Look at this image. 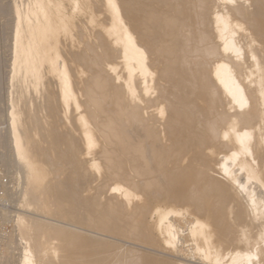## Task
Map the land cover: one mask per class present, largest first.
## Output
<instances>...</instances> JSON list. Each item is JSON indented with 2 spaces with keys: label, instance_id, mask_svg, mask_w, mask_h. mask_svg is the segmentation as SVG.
Returning <instances> with one entry per match:
<instances>
[{
  "label": "bare ground",
  "instance_id": "6f19581e",
  "mask_svg": "<svg viewBox=\"0 0 264 264\" xmlns=\"http://www.w3.org/2000/svg\"><path fill=\"white\" fill-rule=\"evenodd\" d=\"M35 1L13 76L43 86L53 126L43 146L37 114L10 108L23 202L88 234L19 214L18 264H187L181 215L195 263L264 264V0H81L79 51L63 0ZM71 108L73 136L54 127Z\"/></svg>",
  "mask_w": 264,
  "mask_h": 264
},
{
  "label": "rangeland",
  "instance_id": "374dc122",
  "mask_svg": "<svg viewBox=\"0 0 264 264\" xmlns=\"http://www.w3.org/2000/svg\"><path fill=\"white\" fill-rule=\"evenodd\" d=\"M59 1H61V0H59ZM65 1L67 2V0H65ZM65 1L63 0V2H61V3H63V5H62L63 7L62 8L65 11V12L64 11L63 12L65 14H67V15H70L71 17L74 16V17H72V21H73L72 23H73L74 30H75V31L73 30L74 31L73 32V37L74 38L72 39L73 41H72L71 45L69 44V46L73 47V50L79 51L81 47H82L81 50H83L84 43L85 44H87L88 42L89 43H93L94 40H95V38H93L94 37L93 33L95 32L94 30L96 29L95 23H90V22H88L87 18L85 19V17H87V15H86L87 13H85V10L83 9L84 5H82V1L81 0H77V2H76V0L73 1V2H76V5L78 7L73 4L72 0H68V1H71V3L67 2L70 7L66 3H64ZM30 6H32V7L30 8ZM35 6H36V1L35 0H0V175L8 177L9 180H10V186H9L8 189L2 191V188H0V195H1V198H2V202H4L6 204L5 206L1 205L2 207L0 208V211H1L2 215H3V217L6 218L7 220H9L10 223H11V232H10L11 235L9 236V238H8L9 240H7V242H6L5 246H4V250H6V251H3V253H2L3 255H2L1 259H0V264H3V263L4 264H18L19 263V260H20V257H21L20 253L22 254L21 250H22V245H23L21 243V241L19 240L20 237L18 235V228L15 225L16 224L17 215H19V214L20 215L23 214L25 216L26 215L27 216H31L33 218L37 217L38 219H40L42 221L46 220V222L49 221L48 223L51 222V224L55 223V225L58 224V225H61L62 227L64 226V228H67L68 231H69V228H70V229H72V230H70V232H72V233L75 232V231H73V229L76 230V231H79V232L82 230L84 232L83 229H80L79 224L77 222L73 221L71 219V216H69V215H65V218H63V217H60V218L59 217H57V218H53V217L45 218L44 216L41 215V213H37L36 211L31 209V207L30 208L27 207L26 204L23 202V192H24V188H25V172H24L25 169H24L22 163H20L18 158H17L16 152L14 151L15 149L13 148L14 145L11 144V143H13V136H12V125H11V117H10V111L11 110H10V108L12 107V104L14 103V101L16 103L17 99L18 100L20 99L17 102L18 104L16 103L17 106H16L15 103L13 104V105H15L13 107H15V108L17 107L16 111L19 110L18 112H20L23 108L27 107L28 109L30 108L29 110L31 112L33 111L32 114H34V113L37 114V116H38V118L40 120V124H42L41 125V127H42L41 134L42 135L40 134L39 137L37 138V140H39V142H41V144L43 146H47V138H46V134H45L47 132L46 129H48L51 126H53V120L48 116V113H47L46 108H45L46 98H45V95H44V91L42 90L43 86L39 85L37 88L34 89V87H30L29 88V85L24 83V84H26V86H24L22 84L23 87H18L19 84L16 81L15 77L13 76V68H14V65H15V62H14L15 59L14 58H15V44H16L17 33L20 30V32H22V34L25 36L24 29H23L24 27H22L24 25V23H22V22L25 19H27V18H28L29 21L32 20L31 18H33V16H34L33 13H34ZM72 6L73 7H77L75 11L73 10L75 8H73ZM27 8H29V9H27ZM71 10H73V11H71ZM82 10H84V11L82 12ZM20 13H21V15H20ZM28 13H29V15H28ZM96 15H97L98 19H102L103 18V15L100 16V13H98ZM17 20L20 21V22L18 23ZM16 23L18 25H20V26L22 25L21 27H19L20 29L18 28V25ZM83 25L85 26L84 29H83ZM16 27L19 30H17ZM79 27H80L81 30L79 29ZM79 31L82 32V33H79ZM90 31H92V32H90ZM88 34H89V36H88ZM82 35H83V37H82ZM87 38H88V42H87ZM61 46H62L61 50H62V54H63V58H64L65 57V55H64L65 52H63V51L65 50L66 47H64V45H61ZM71 47H68V48H71ZM76 47H79V48H76ZM13 77H14V79H13ZM44 80H46V79L44 78ZM16 83L18 84V86H17ZM22 85H20V86H22ZM23 88H26V89L24 90ZM20 89H22V90L20 91ZM23 90H24V92H22ZM19 94H20V97L21 96H24V97L20 98ZM39 94H41V95H39ZM40 104L43 105L44 107L43 106L40 107L41 106ZM22 111H21V113H23ZM62 113L63 112H61V114ZM63 115H65L64 121L60 122V123H58L56 125L54 124V127L56 126L55 129L58 132L60 131L59 133L71 134L72 131H73V133L78 135V132L76 131L77 128H76V126H74L75 124L72 121L73 120L72 116L76 115V112H74V110L71 108V109H69L68 112H66V114L64 113ZM23 117L24 116L22 114L21 119ZM18 127H20L19 124H18ZM81 157L83 159H85L84 158L85 154L81 155ZM89 158L90 159H92V158L94 159L95 155L94 154L88 155V158H86L85 161L86 160H90ZM95 162H98V160H96ZM65 170H66V168L64 169V166H59L58 171L56 172V174H54V177L56 179L64 178ZM96 170L97 169H95V171ZM101 170H102V168L100 166H99L97 172H94V170H93L94 177L92 178L93 180L91 182V186L92 185L96 186L98 183L103 181L102 180V178H103L102 175H104V170H102V171ZM57 173L59 175H57ZM101 173H102V175H101ZM87 175H88V173H87ZM95 175H97V176H95ZM87 179H88V182H90L89 180H91V177L87 176ZM252 184L254 185V182L250 183V186ZM255 185H254V187H256V188H254V187H252V188L256 189V191H259V188L257 186H255ZM94 187H93L92 190H91L90 186L87 187L88 189L90 188L89 192L87 191L88 189L86 188L87 190H85L86 192L85 191L83 192V196H84V194L85 195L86 194L87 195L94 194V191H95ZM85 197H82V198L85 199V202H87L88 197L87 196H85ZM103 199H105V197ZM28 208L30 209V211H29ZM32 210L34 211V213H32L33 212ZM173 217L174 216H172V217L169 216V218H170L169 220L174 222L175 226L178 224L177 225L178 227L177 226L176 227L180 231V238H181L179 240L180 242H178V250H180V254H179V256L177 258H181L182 260L181 259H179V260H181L182 262H186L187 264H190V263L191 264H197V263L194 262V260L196 262H198V260H196L194 257L191 258V256H192L191 252L193 253V251H192L193 250V245H192L193 241H192L190 235L188 234L189 233V226H190L189 223L190 222L187 223V221H188L187 218H189V217L181 215L179 218L183 217L182 220L177 218V217H174V220H173ZM51 219H52V221H51ZM55 220L57 222H59L60 224L57 223ZM183 220H184V222L185 221L186 222L184 223ZM189 220H191V219H189ZM176 222H177V224H176ZM180 222H181V224H180ZM182 222H183V224H182ZM186 223L188 225H186ZM73 224H75V225H73ZM184 224H185V226H184ZM75 226L76 227L78 226V227L76 228ZM181 227H183V228H181ZM83 228H85V227H83ZM88 232L91 235H96V233H93V232H90V231H88ZM69 235H70L69 239H72V236H71L72 234L70 233ZM73 236H74V233H73ZM10 237H12V238H10ZM102 238L105 239L106 237H102ZM107 239L111 240L108 237H107ZM10 241L12 242V244H11ZM9 242H10V244H9ZM111 242H112V240H111ZM113 242H114V244H115V242L117 244H119V241H117V240H113ZM13 243H14V245H13ZM7 244L11 245V249H9L10 246H8ZM189 244L192 245V246H190ZM8 250H10L9 251V253L11 252L10 254L8 253ZM187 254H189V255H187ZM5 255H7V256H5ZM3 256L6 257V259L4 257L5 261L3 260ZM7 257L9 259L8 262H7Z\"/></svg>",
  "mask_w": 264,
  "mask_h": 264
},
{
  "label": "built area",
  "instance_id": "2783aa9c",
  "mask_svg": "<svg viewBox=\"0 0 264 264\" xmlns=\"http://www.w3.org/2000/svg\"><path fill=\"white\" fill-rule=\"evenodd\" d=\"M10 186V180L8 177L6 176H1L0 175V188H2L3 190L8 189ZM5 206L6 204L4 202H2V198L0 195V208L2 206ZM11 223L9 220H7L6 218L3 217L1 211H0V259L2 257V253L4 251V246L9 238V236L11 235Z\"/></svg>",
  "mask_w": 264,
  "mask_h": 264
}]
</instances>
